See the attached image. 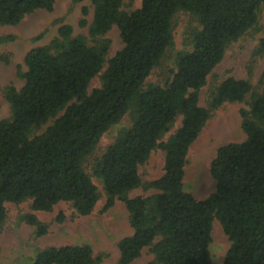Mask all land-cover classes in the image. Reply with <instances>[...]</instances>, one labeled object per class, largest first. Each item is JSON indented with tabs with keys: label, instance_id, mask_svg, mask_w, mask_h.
<instances>
[{
	"label": "trees",
	"instance_id": "obj_1",
	"mask_svg": "<svg viewBox=\"0 0 264 264\" xmlns=\"http://www.w3.org/2000/svg\"><path fill=\"white\" fill-rule=\"evenodd\" d=\"M57 1L0 0V27L18 26L37 11L53 12ZM123 1L92 0L88 32L94 44L62 25L48 45L27 53L25 72L18 66L24 86L4 91L11 117L0 120V233L7 220L6 203L31 201L35 213H50L68 203L76 216L91 215L100 194L85 164L103 135L129 115L131 126L119 132L92 167L104 186L103 211L119 200L129 213L133 232L118 242V264H132L147 248L154 256L152 264H213L215 219L230 242L223 264H264V73L259 92L250 81L230 77L215 88L208 108L200 105L208 77L227 48L257 24L264 0H141V7L131 13L122 9ZM178 13L190 15L198 27L188 29L187 49L178 52L169 82L147 84L174 44ZM88 15L83 8V16ZM87 25L86 19L80 23ZM113 27L120 31L123 48L108 61L101 86L89 93L106 63V35ZM14 39L0 37V43ZM258 53H264V39ZM249 95L250 108L241 112L246 139L218 149L210 166L216 190L198 200L184 188L190 147L215 110L225 103H242ZM178 118L179 128L162 141ZM157 149L165 153L164 174L142 183L139 168ZM141 187L156 193L128 196ZM64 220L61 212L57 222ZM20 221L35 227L38 237L49 233L35 214ZM103 260L91 245L81 244L40 250L30 264Z\"/></svg>",
	"mask_w": 264,
	"mask_h": 264
},
{
	"label": "rangeland",
	"instance_id": "obj_2",
	"mask_svg": "<svg viewBox=\"0 0 264 264\" xmlns=\"http://www.w3.org/2000/svg\"><path fill=\"white\" fill-rule=\"evenodd\" d=\"M88 8L89 15L83 16V8ZM141 7V0H124L123 10L131 13ZM86 19L88 25L81 27ZM93 19L92 0H58L53 12L37 11L27 16L18 26L0 27V37L12 36L14 41L0 43V120L11 117V108L4 97V91L9 86L21 89L24 80L18 76V66L26 71L24 59L27 53L36 47L48 45L57 35L62 25H70L74 36H83L89 45L94 42L89 37L88 26ZM198 27V23L186 13H178L173 20L174 44L166 52L160 66L155 68L147 79V84L166 85L176 71L175 61L178 52L187 49L188 29ZM41 38L38 39V37ZM110 40V50L101 73L95 77L89 86V93L101 86V75L108 67V61L122 48L123 43L117 27L106 35ZM264 39V5L258 11L257 24L237 42L230 45L222 62L208 77L207 85L200 91V105L209 107V102L215 88L230 77L248 80L254 91L259 92V81L264 73V53H258L261 41ZM252 96L249 95L242 103H225L212 113V116L197 140L190 147L185 166L184 188L196 199L207 198L216 190V181L211 175L210 166L220 147L229 143H240L246 139L242 129V110L248 111ZM52 122L42 128L44 131ZM181 124L178 118L171 130L163 137L167 141ZM131 126L129 115L119 124L112 126L101 138L94 154L85 164L86 172L97 186L100 200L94 212L85 217L76 216L68 203L58 204L50 213L33 212L31 201L21 204L6 203L7 220L0 233V264H30L40 250L48 247L64 245L89 244L94 254L103 255L102 264H118L120 253L118 242L132 234L129 223V213L122 201L117 200L115 206L107 212L103 211L106 196L102 182L93 175L92 167L112 145L119 132ZM165 153L157 149L149 160L139 168L142 183L160 178L164 174ZM156 193L153 190L138 188L129 193L130 198L149 197ZM63 213V223L57 222V217ZM35 214L37 218L49 226V233L43 237L35 234V227L20 221L25 214ZM213 242L210 246L213 264H223L230 242L225 235L220 222L215 219L212 231ZM154 256L147 248L141 257L132 264H152Z\"/></svg>",
	"mask_w": 264,
	"mask_h": 264
}]
</instances>
